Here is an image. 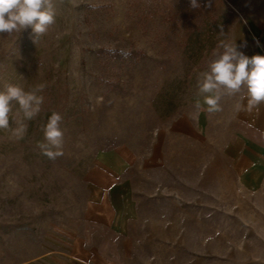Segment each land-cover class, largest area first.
Here are the masks:
<instances>
[{
	"label": "rangeland",
	"instance_id": "obj_1",
	"mask_svg": "<svg viewBox=\"0 0 264 264\" xmlns=\"http://www.w3.org/2000/svg\"><path fill=\"white\" fill-rule=\"evenodd\" d=\"M198 2L54 0L36 44L0 34V89L44 85L0 130V264H264V165L242 182L224 151L243 93L195 107L220 41L264 55V0Z\"/></svg>",
	"mask_w": 264,
	"mask_h": 264
},
{
	"label": "clouds",
	"instance_id": "obj_2",
	"mask_svg": "<svg viewBox=\"0 0 264 264\" xmlns=\"http://www.w3.org/2000/svg\"><path fill=\"white\" fill-rule=\"evenodd\" d=\"M193 9L200 7L198 0H190ZM94 7V5H93ZM56 7L54 0H0V34L21 33L31 28L33 42L45 35L49 27L56 22ZM236 41H220L218 50L213 52L207 69L199 73L198 95L203 97V105L196 101L199 110L204 105V111L209 113L221 110L220 101L223 96L241 95L238 111L252 113L264 105V55L251 57L240 50ZM44 85L25 91L19 85L7 83L0 89V130L10 126V113L13 105H18L24 120H32L41 111L43 96L37 93ZM246 100V104L243 101ZM63 117L53 112L43 126L44 142L39 144L42 153L50 160L63 155ZM21 124L16 133L25 131Z\"/></svg>",
	"mask_w": 264,
	"mask_h": 264
},
{
	"label": "crops",
	"instance_id": "obj_3",
	"mask_svg": "<svg viewBox=\"0 0 264 264\" xmlns=\"http://www.w3.org/2000/svg\"><path fill=\"white\" fill-rule=\"evenodd\" d=\"M224 148L239 179L252 184L250 176L260 175L259 168L264 165V105L252 113L236 108L230 118V139Z\"/></svg>",
	"mask_w": 264,
	"mask_h": 264
}]
</instances>
